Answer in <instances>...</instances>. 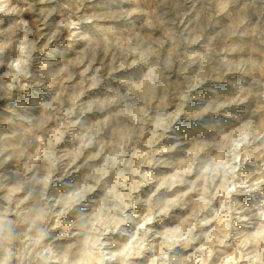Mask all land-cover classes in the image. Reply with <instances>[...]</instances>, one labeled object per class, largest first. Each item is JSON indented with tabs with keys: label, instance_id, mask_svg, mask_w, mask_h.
<instances>
[{
	"label": "rangeland",
	"instance_id": "rangeland-1",
	"mask_svg": "<svg viewBox=\"0 0 264 264\" xmlns=\"http://www.w3.org/2000/svg\"><path fill=\"white\" fill-rule=\"evenodd\" d=\"M0 264H264V0H0Z\"/></svg>",
	"mask_w": 264,
	"mask_h": 264
},
{
	"label": "clouds",
	"instance_id": "clouds-1",
	"mask_svg": "<svg viewBox=\"0 0 264 264\" xmlns=\"http://www.w3.org/2000/svg\"><path fill=\"white\" fill-rule=\"evenodd\" d=\"M74 27H75V25H74ZM45 47H47V45H45Z\"/></svg>",
	"mask_w": 264,
	"mask_h": 264
}]
</instances>
